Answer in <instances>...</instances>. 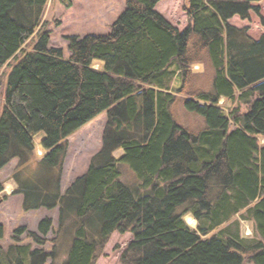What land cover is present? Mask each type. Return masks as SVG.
Segmentation results:
<instances>
[{
	"label": "trees",
	"instance_id": "trees-1",
	"mask_svg": "<svg viewBox=\"0 0 264 264\" xmlns=\"http://www.w3.org/2000/svg\"><path fill=\"white\" fill-rule=\"evenodd\" d=\"M161 1L127 0L111 34L67 37L66 58L49 47V0H0V172L15 159L28 164L40 133V165L62 171L68 139L107 113L101 149L64 194L18 183L24 210L59 207L51 252L43 248L51 218L38 232L15 231L38 246L20 248L31 264H54L71 230L65 264H96L116 232L134 238L122 264H264V35L230 23L260 15L252 3L261 0H189L183 31L157 11ZM196 65L210 70L205 84ZM221 100L235 107L227 113ZM178 101L205 121L203 130L176 121ZM124 165L137 184L124 181ZM236 215L254 223L255 237H242L240 221L209 236Z\"/></svg>",
	"mask_w": 264,
	"mask_h": 264
},
{
	"label": "rangeland",
	"instance_id": "rangeland-1",
	"mask_svg": "<svg viewBox=\"0 0 264 264\" xmlns=\"http://www.w3.org/2000/svg\"><path fill=\"white\" fill-rule=\"evenodd\" d=\"M127 0H49L44 15L43 23L45 28L51 34L49 47L61 48L64 50L66 58H69L67 37L88 35H109L112 32V26L117 19L126 10ZM244 1V0H240ZM189 0H162L156 7L170 23L183 31L190 24V18L186 7ZM253 6L260 7V15L254 11L251 12L249 19H242L235 16L230 23L236 27H248V34L254 39H260L264 35V0L253 2ZM43 25V24H42ZM35 38V36L33 37ZM38 41V39L36 40ZM33 41H29L24 50H32ZM95 68L100 69L101 64L95 63ZM5 71V69L3 70ZM2 71V72H3ZM7 71V70H6ZM194 72L201 74L199 79L205 84L208 82L207 75L210 70L201 65L193 67ZM205 73V74H204ZM2 74V73H1ZM210 75V74H209ZM2 76V75H1ZM0 76V78H1ZM175 86L180 87L181 82L177 80ZM2 97L0 96V101ZM220 107L225 108L229 113L235 105L225 100H221ZM245 110V107L242 108ZM173 113L176 121L187 127L193 132H200L205 128V121L198 115L188 112L182 101H178L173 107ZM107 123V113L99 115L89 122L74 135L68 139V152L62 167L46 168L40 165L43 156L46 154L41 143L45 138L44 133L34 137L35 152L30 156L31 161L25 166L19 167V160L15 159L0 172V264H31L27 252L21 247L29 244L35 248L36 244L27 237V234L14 239L15 231L25 226L28 230H37L39 223L46 217L53 220L54 232H50L47 239L50 240L43 248L52 251V240L56 237L59 228V207L54 210L41 208L39 210L26 211L23 207L24 196L19 197L15 187V181L25 189H36L47 194H57L58 190L62 194L78 177L82 176L88 170L91 158L101 149L103 132ZM264 144V140L261 139ZM124 151H117V158L123 157ZM61 173L60 182H58ZM122 177L127 184H137L138 179L134 172L128 166H122ZM193 220L194 224L190 223ZM187 224L196 229L199 225L198 220L192 215L185 217ZM240 221L241 235L245 239L255 237V225L252 221H242L239 215L234 216L223 227H220L209 236L217 233L221 228H225ZM233 228H236L233 226ZM75 232L68 231L59 245L58 258L54 264H65L69 257ZM16 240V241H14ZM133 234L114 233L105 248L99 255L96 264H122L121 258L123 252L133 242ZM16 247L12 248V245ZM53 260H48L47 264H52Z\"/></svg>",
	"mask_w": 264,
	"mask_h": 264
},
{
	"label": "crops",
	"instance_id": "crops-1",
	"mask_svg": "<svg viewBox=\"0 0 264 264\" xmlns=\"http://www.w3.org/2000/svg\"><path fill=\"white\" fill-rule=\"evenodd\" d=\"M15 187H16V190H18V188H19V186H18V184H17V182L15 181ZM19 197H21L22 196V194L21 193H18L17 194ZM31 231H33V232H38L37 230H31ZM35 248H38V246L36 245V247Z\"/></svg>",
	"mask_w": 264,
	"mask_h": 264
},
{
	"label": "bare ground",
	"instance_id": "bare-ground-1",
	"mask_svg": "<svg viewBox=\"0 0 264 264\" xmlns=\"http://www.w3.org/2000/svg\"><path fill=\"white\" fill-rule=\"evenodd\" d=\"M189 220H190V223H192L193 225H195V224L193 223V222H194L193 220H191V219H189Z\"/></svg>",
	"mask_w": 264,
	"mask_h": 264
}]
</instances>
